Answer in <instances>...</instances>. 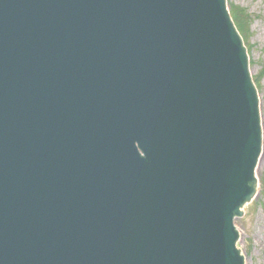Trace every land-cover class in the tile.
I'll list each match as a JSON object with an SVG mask.
<instances>
[{
	"label": "water",
	"instance_id": "water-1",
	"mask_svg": "<svg viewBox=\"0 0 264 264\" xmlns=\"http://www.w3.org/2000/svg\"><path fill=\"white\" fill-rule=\"evenodd\" d=\"M226 0H0V264H244L258 97Z\"/></svg>",
	"mask_w": 264,
	"mask_h": 264
},
{
	"label": "rangeland",
	"instance_id": "rangeland-1",
	"mask_svg": "<svg viewBox=\"0 0 264 264\" xmlns=\"http://www.w3.org/2000/svg\"><path fill=\"white\" fill-rule=\"evenodd\" d=\"M246 9L251 15L249 37L250 69L260 95V114L263 136L262 152L256 166L259 186L255 198L244 207L236 220L239 230L238 247L245 254V264H264V0H228ZM255 195V194H254Z\"/></svg>",
	"mask_w": 264,
	"mask_h": 264
},
{
	"label": "trees",
	"instance_id": "trees-1",
	"mask_svg": "<svg viewBox=\"0 0 264 264\" xmlns=\"http://www.w3.org/2000/svg\"><path fill=\"white\" fill-rule=\"evenodd\" d=\"M230 13L233 17V20L238 28V30L240 31V33L246 37L244 35V33L246 32V28L249 25V17H247L248 15L245 13V11L240 8V7H236L233 5H230Z\"/></svg>",
	"mask_w": 264,
	"mask_h": 264
},
{
	"label": "bare ground",
	"instance_id": "bare-ground-1",
	"mask_svg": "<svg viewBox=\"0 0 264 264\" xmlns=\"http://www.w3.org/2000/svg\"><path fill=\"white\" fill-rule=\"evenodd\" d=\"M247 58H248V63H250V59H249V56H248V54H247ZM248 72H249V74H250V78H251V73H252V71H251V69L250 68H248ZM245 261V260H244Z\"/></svg>",
	"mask_w": 264,
	"mask_h": 264
}]
</instances>
